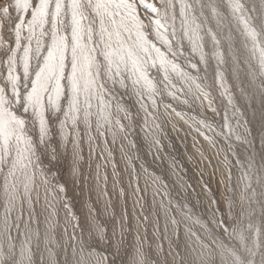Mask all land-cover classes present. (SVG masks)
<instances>
[{"label": "rangeland", "instance_id": "374dc122", "mask_svg": "<svg viewBox=\"0 0 264 264\" xmlns=\"http://www.w3.org/2000/svg\"><path fill=\"white\" fill-rule=\"evenodd\" d=\"M80 11L49 57L70 100L57 80L50 119L0 125V264H264V0Z\"/></svg>", "mask_w": 264, "mask_h": 264}, {"label": "snow or ice", "instance_id": "6c2138e0", "mask_svg": "<svg viewBox=\"0 0 264 264\" xmlns=\"http://www.w3.org/2000/svg\"><path fill=\"white\" fill-rule=\"evenodd\" d=\"M80 3L81 0H8V9L0 10L6 13L14 11L16 15V19L8 26L6 32H3L5 26L0 24V32H3L0 36V43L7 44L3 55H0V125L7 118L13 129L18 126V122L27 125L29 120L40 126L42 122L38 119L37 108L41 103L44 106V120L50 119L49 113L55 110L52 104V93L60 91L57 88V80L63 91L61 105L70 100L73 61L66 56L65 68L61 77L57 68L50 65L49 57L52 44L59 35L62 14L69 20L64 35L70 40L75 35L77 22L81 16ZM144 7L146 8V5ZM25 25L28 26L27 32L30 34L28 39L22 35ZM42 25L44 26L42 34L47 33L48 43L39 56H36L34 62L33 45L39 48V40L35 32ZM143 43L141 39V44ZM141 51L142 49L132 46L128 49L121 48L125 67L133 69L130 75L135 74V65L139 61ZM109 54V52L105 53V55ZM135 82L133 80V83ZM5 108L9 111L5 112Z\"/></svg>", "mask_w": 264, "mask_h": 264}, {"label": "bare ground", "instance_id": "6f19581e", "mask_svg": "<svg viewBox=\"0 0 264 264\" xmlns=\"http://www.w3.org/2000/svg\"><path fill=\"white\" fill-rule=\"evenodd\" d=\"M16 130V129H15ZM18 130V129H17ZM208 146V145H207Z\"/></svg>", "mask_w": 264, "mask_h": 264}]
</instances>
